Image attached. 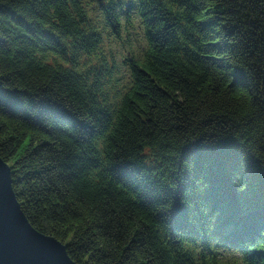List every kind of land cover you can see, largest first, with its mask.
I'll return each mask as SVG.
<instances>
[{"label": "trees", "instance_id": "1", "mask_svg": "<svg viewBox=\"0 0 264 264\" xmlns=\"http://www.w3.org/2000/svg\"><path fill=\"white\" fill-rule=\"evenodd\" d=\"M87 3L0 0L29 223L76 264H264V0Z\"/></svg>", "mask_w": 264, "mask_h": 264}, {"label": "water", "instance_id": "2", "mask_svg": "<svg viewBox=\"0 0 264 264\" xmlns=\"http://www.w3.org/2000/svg\"><path fill=\"white\" fill-rule=\"evenodd\" d=\"M0 264H76L64 244L29 223L13 193L10 168L1 159Z\"/></svg>", "mask_w": 264, "mask_h": 264}, {"label": "rangeland", "instance_id": "3", "mask_svg": "<svg viewBox=\"0 0 264 264\" xmlns=\"http://www.w3.org/2000/svg\"><path fill=\"white\" fill-rule=\"evenodd\" d=\"M88 3H87V6L91 7L92 9V13H94L95 15H101L99 11V7L97 6V1L94 0V2H90L88 0H86ZM130 11L131 10H127V14H130ZM137 38V36L135 35H132L130 37V40L134 42V40ZM126 49V46H119L118 48H116L117 52L120 54V55H123V52L124 50Z\"/></svg>", "mask_w": 264, "mask_h": 264}]
</instances>
